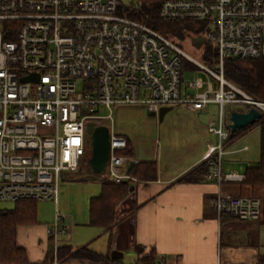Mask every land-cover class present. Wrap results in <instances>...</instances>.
<instances>
[{
	"label": "built area",
	"instance_id": "obj_1",
	"mask_svg": "<svg viewBox=\"0 0 264 264\" xmlns=\"http://www.w3.org/2000/svg\"><path fill=\"white\" fill-rule=\"evenodd\" d=\"M128 3L0 0V200L57 202L65 173L86 163L88 122L113 121L118 104H143L156 114L165 106L182 104L198 112L216 104L217 121L207 124L217 137L216 143L207 142V178L218 185L244 180L243 173L223 170L230 114L255 107L263 116L264 100L228 80L224 66L227 60L264 58V0H164L161 18L202 24L203 31L183 40L126 16L121 8ZM195 38L204 40L199 47ZM209 43L217 53L212 66L202 59ZM184 59L207 79L183 83ZM103 109L110 113L103 115ZM108 127L109 159L97 178L129 181L135 188L140 180L128 169L139 160L124 154L127 138ZM212 206L219 217L259 219L263 200L219 191ZM65 221L57 212L47 229L55 260L61 237L69 232Z\"/></svg>",
	"mask_w": 264,
	"mask_h": 264
},
{
	"label": "crops",
	"instance_id": "obj_2",
	"mask_svg": "<svg viewBox=\"0 0 264 264\" xmlns=\"http://www.w3.org/2000/svg\"><path fill=\"white\" fill-rule=\"evenodd\" d=\"M159 141V140H158ZM211 142L210 140H208ZM199 152L178 169L164 167L160 152L157 158L140 161L157 162V178L140 181L121 203L131 215L122 219L125 212L117 211V226L110 247V233L101 227L92 226L89 237L82 238L79 245L109 253H123L119 264H142L140 258L153 249L156 262L153 264H249L262 262L264 256V215L259 219L240 220L228 215L219 217L212 200L219 191L234 195L261 197L262 186L241 183L218 185L207 176L197 175L194 181H178L192 168L205 161L207 142ZM157 142V141H156ZM120 203V204H121ZM119 208V206H118ZM121 211V212H120ZM120 214H119V213ZM74 220L72 221L73 224ZM89 229L91 225L84 223ZM74 225V224H73ZM48 223L24 225L18 228L17 242L27 253L26 264H50L46 255L50 244ZM70 237H61L62 244L75 240V229ZM96 227V228H95ZM85 234L87 230H84ZM104 235V236H103ZM103 236L104 244L94 243ZM75 245V244H74ZM75 245V246H79ZM141 246L138 250L135 246ZM104 248V249H102ZM134 253L129 262L124 261L126 252ZM72 264H82L69 262Z\"/></svg>",
	"mask_w": 264,
	"mask_h": 264
},
{
	"label": "rangeland",
	"instance_id": "obj_3",
	"mask_svg": "<svg viewBox=\"0 0 264 264\" xmlns=\"http://www.w3.org/2000/svg\"><path fill=\"white\" fill-rule=\"evenodd\" d=\"M121 1L130 3L137 0ZM191 22H194L192 24L194 32L203 31L200 22ZM179 45L183 47L182 44ZM189 51L191 52V50ZM183 70V83L196 76H202L207 79L205 73L199 70L188 59H184ZM80 87L81 82H79ZM248 107L242 106L241 108ZM231 108L237 109L235 106H228V109ZM101 113L107 115L110 111L103 109ZM218 116L219 107L216 104H210L207 111L198 112H191L182 104L174 105L164 114L162 119H160L159 114H151L150 110L143 104H118L113 106L112 109L113 121L99 119L96 122L97 124H105L110 127L113 125L116 133L130 138L134 154L139 160L151 157H155L156 159L158 152H160L164 167L178 169L199 152L205 140L216 143L217 137L208 131L207 124L210 119L217 121ZM260 120L261 118L257 119L255 123L238 130L234 138L228 139L225 142L224 148L227 151L223 155V170L225 173H244L248 166L258 164L261 158ZM87 140L88 149L90 150L92 144L91 135H88ZM157 140H159V144L156 143ZM93 175V173L86 169L65 173L64 178L60 182L58 201H37V222L40 224L48 223L50 225L54 223L56 213L58 212L66 216L65 225L69 230L63 237L73 235L72 232L74 231L71 225L76 228V237L73 245H79V241L82 238L89 237L86 235L95 230L92 226L89 229L84 227V223H87V220L89 221L90 198L98 195L101 191V182L98 179L92 180ZM127 201H129V198H127ZM14 205L15 203L12 201L0 200V208H12ZM118 206L117 211L122 209V212H125L122 215V219H126L131 215V210L126 211L124 203ZM73 220L74 225L72 224ZM84 230H87L86 234ZM103 236L95 238L96 241L94 243L97 245L104 244L102 243L104 242ZM109 254H112V250ZM133 256L134 253H131V251L126 252L124 261L129 262ZM55 261L57 264L68 263H61L55 259L52 263Z\"/></svg>",
	"mask_w": 264,
	"mask_h": 264
},
{
	"label": "trees",
	"instance_id": "obj_4",
	"mask_svg": "<svg viewBox=\"0 0 264 264\" xmlns=\"http://www.w3.org/2000/svg\"><path fill=\"white\" fill-rule=\"evenodd\" d=\"M164 0H137L130 2L126 8H121V12L126 16L141 21L152 28L168 35L174 39L182 40L187 33L193 32L191 21L167 20L159 16L160 6ZM202 55L203 61L207 65H214L217 60L215 47L207 44ZM225 77L237 84L248 94L264 100V58L260 59H235L227 60L224 66ZM261 127V158L257 165L248 166L244 171V180L241 184L250 186H262L263 188V210L264 215V115L260 120ZM238 133L230 132L229 139L234 138ZM123 135V134H122ZM126 137V136H125ZM127 138L128 147L124 154L133 156L131 139ZM90 150L86 154V162L89 159ZM81 169H86L93 173L87 163L81 165ZM79 169V170H81ZM208 164L201 162L178 181H194L197 175L207 176ZM131 173L140 181H150L157 178L156 161H140L134 165ZM94 174V173H93ZM96 180L97 174L91 178ZM198 179V178H196ZM99 180V179H98ZM101 191L98 195L90 198L89 221L91 226L101 227L110 233V247L117 226V208L130 194L132 183L129 181L115 183L112 181L100 180ZM12 208H0V262L8 264H26V250L18 245L17 232L20 226L35 225L37 222V201L24 199L14 202ZM224 216V215H223ZM141 250V246H135ZM55 259L54 245L50 241L46 262L52 263ZM56 259L61 262H78L82 264H119L120 260L113 259L109 253H102L89 245L62 244L57 249ZM264 262V256L262 257ZM142 264H153L156 262V254L153 249L149 254L140 258Z\"/></svg>",
	"mask_w": 264,
	"mask_h": 264
},
{
	"label": "water",
	"instance_id": "obj_5",
	"mask_svg": "<svg viewBox=\"0 0 264 264\" xmlns=\"http://www.w3.org/2000/svg\"><path fill=\"white\" fill-rule=\"evenodd\" d=\"M202 38L193 39V43L199 47L203 43ZM33 77H24L22 78L24 81H28ZM171 106H165L161 108L159 115L160 119L163 118L164 114L170 110ZM151 114H156L155 112H150ZM262 113L255 107H251L246 112H241L237 110H233L230 114V129L234 133L237 130H241L246 126H249L256 122L257 119L261 118ZM87 133L92 137V144L90 149V156L87 160V165L89 169L94 174H99L106 169V163L109 159L110 153V129L105 124L96 125L95 122L91 121L87 124ZM135 163L132 162L129 166L128 173L131 172ZM133 187L131 188V191ZM123 253L118 250H113L111 257L113 259L122 258Z\"/></svg>",
	"mask_w": 264,
	"mask_h": 264
}]
</instances>
